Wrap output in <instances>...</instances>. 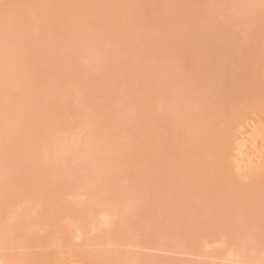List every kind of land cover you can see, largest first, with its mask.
Masks as SVG:
<instances>
[{"label":"bare ground","instance_id":"6f19581e","mask_svg":"<svg viewBox=\"0 0 264 264\" xmlns=\"http://www.w3.org/2000/svg\"><path fill=\"white\" fill-rule=\"evenodd\" d=\"M0 99V264H264V0H0Z\"/></svg>","mask_w":264,"mask_h":264},{"label":"rangeland","instance_id":"374dc122","mask_svg":"<svg viewBox=\"0 0 264 264\" xmlns=\"http://www.w3.org/2000/svg\"><path fill=\"white\" fill-rule=\"evenodd\" d=\"M1 100H2V102H5V101H6L5 99H0V101H1ZM4 100H5V101H4ZM2 102H1L0 104H4V103H2ZM6 102H7V101H6ZM8 102H9V101H8ZM8 104H9V103H8ZM8 104H4V105L6 106V105H8ZM4 105H3V108H4ZM8 106H10V105H8ZM15 106H16V110H17V111H14L13 114L15 113V114H16V117L12 115V111H8V113H9V112L11 113L10 117L12 116V117L10 118V117L8 116L10 113H9V114L6 113L7 110H6V111H3V110H4L3 108H2L3 110H2L1 108H0V109H1L2 113L5 112V113H6V116H7L8 118H10V119H12L13 117L16 118V120H17V118H19V117H21V119L24 118L25 113L23 114V112H22V114H21V112H20V110L23 111V108H20V107H22V106H18V105H15ZM10 107H11V106H10ZM10 107H9V108H10ZM13 107H14V105H13ZM13 107H12L11 109H13ZM5 109H6V108H5ZM13 110H15V109H13ZM2 113L0 112V124H1V126H2V123L5 122V121H4L5 118H6V120L8 119L7 117H4L5 115L3 116ZM15 114H14V115H15ZM262 117H263V119L260 117V121L263 120V122H264V113H263ZM21 119H20V121H21ZM8 120H9V119H8ZM8 120H7V121H8ZM16 120L13 119L12 122H14V121H16ZM18 121H19V120H17L16 123H21V124H23V122H20V121L18 122ZM22 121H23V120H22ZM8 122H10V120H9ZM12 122H10L11 124L9 123L10 125L8 124V125H9L8 127L6 126V127L9 129V130H8L9 132H11V130H12V129L9 128V127H12V126H11V125H12ZM5 123H6V122H5ZM21 124H20V125L18 124V125H19V126H22ZM5 125H7V124H5ZM14 126H16V125H14ZM250 126H252V125L247 126L246 130H245V128L241 129L240 132H241V133L247 132V131H248L247 129H250V128H251ZM6 127H5V128H6ZM14 128H15V127H14ZM18 128H19V127H18ZM0 130L2 131L3 129H1V127H0ZM4 130L6 131V129H4ZM15 130H16V129H15ZM1 131H0V132H1ZM5 131H2V133L4 132V133H3L4 135H5ZM16 131H17V130H16ZM16 131L12 130L13 134H15ZM9 132H8V133H9ZM2 133H1V134H2ZM6 133H7V132H6ZM8 133H7V134H8ZM1 134H0V136H3V135H1ZM7 134H6L5 136H3V138H7ZM8 137H9V140H10V136H8ZM0 139H1V137H0ZM7 140H8V139H6L5 141H7ZM9 140L7 141V144H8V145H9L10 142H11V141H9ZM2 141L4 142V140H1V141H0V144H1V143L3 144ZM2 144L0 145V148L3 147ZM4 144H5L4 147H6V146H7V145H6V142H4ZM1 146H2V147H1ZM4 147H3V148H4ZM5 149H6V148H4V150H5ZM8 149H9V148H8ZM0 151H1V150H0ZM1 152L4 153L3 151H1ZM246 159H247V160H242V161H241V160H240V161H239V160H229V161L226 162L227 168L229 169L230 172H233V173L235 172L234 174H236L237 176H242L241 178L246 177V176H248L247 173H249V172H248V171L245 172L243 167H245L244 165L247 164L246 162H249V160H250V159L248 160L247 157H246ZM255 160H256V161H255ZM255 160H254V161H253V160H252V161L250 160V163L252 164V168H253V169H256V168H258V167L260 168V166L264 164V155L261 154L260 157H259V155H258L257 157H255ZM243 163H244V164H243ZM237 168L240 169V172H238L239 169H237ZM39 177L42 178V179H45V178L42 177V176H39ZM59 177H60V176H59ZM46 178H47V177H46ZM48 178H49V177H48ZM48 178H47L46 180L49 181ZM37 179H38V178H37ZM42 179H41V180H42ZM62 179H63V177H62ZM41 180H39V181H41ZM42 181H44V180H42ZM63 181H65V179L61 180L62 183H63ZM244 183H245V181H244ZM25 184H27L26 181H25ZM46 187H48V186H46ZM50 187H51V186H49V188H50ZM49 188H48V190H49ZM50 189H52V188H50ZM6 201H7V200H6ZM0 202H2V201H0ZM3 202H5V200H3ZM248 208H249V207H248L246 204H240V205H238L237 207H235L234 209H235V211L242 212V213H246V212L248 211ZM37 218H38V217H37ZM35 219H36V218H35ZM37 220H38V219H37ZM91 249L95 250V247H74V248H72V249H70V250H68V249H62V250H65V251H64V254L62 255V258H63L62 262H63L64 264H78V263H79V262H78V258L76 257V256H77V251H81V250H82V251H83V250L88 251V250H91ZM140 251H141V252L150 253V254H154V255H155V254H156V255H160L161 257H162V256H165V257H166V256H170V254H167V252H161V251H156V252H155V251H153V250H152V251H150V250H140ZM68 261H70V262L67 263Z\"/></svg>","mask_w":264,"mask_h":264}]
</instances>
